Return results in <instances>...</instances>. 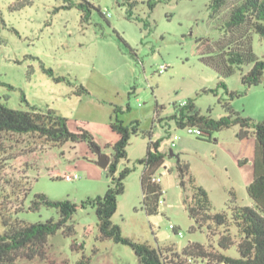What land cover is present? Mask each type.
<instances>
[{"label": "rangeland", "instance_id": "rangeland-1", "mask_svg": "<svg viewBox=\"0 0 264 264\" xmlns=\"http://www.w3.org/2000/svg\"><path fill=\"white\" fill-rule=\"evenodd\" d=\"M75 1L0 0V100L9 107L27 108L20 99L23 92L29 104L64 115L72 131L78 121L86 122L85 128L101 150L116 138L109 127L114 106L123 109L119 115L123 121H138L143 132L152 128L156 103L163 107L164 115L172 114L187 98L194 100L202 114L208 108L213 118L225 113L221 103L227 95L217 86L216 71L204 59L226 51L227 44L233 47L238 31L226 34L223 27L229 7L238 0L226 3L214 14L210 0H156L152 9L148 0H137L132 9L123 0H88L101 12L108 9L110 15L91 9L87 21H82V12L75 6L62 7ZM250 45L258 58H264V36L252 33ZM40 63L64 80L54 82L42 72ZM160 65L167 66L162 73L158 72ZM248 68L234 66V72L224 79L229 90L243 91L229 102L240 115L263 120L264 78L246 89L240 72ZM80 85L88 93L77 94ZM167 127L169 131L154 123L152 137L162 138L160 149L178 153L180 161L168 155L155 173L163 191L159 212L147 215L141 207L142 165L136 160L145 156L147 137L137 133L130 136L126 159L118 163V169L128 166L132 171L123 180L124 190L117 196L111 220L132 240L170 249L167 257L180 253L189 242H199L216 252L223 228L215 227L211 232L206 225L198 228L188 215L183 199L190 193V184L185 176L188 190L180 187L179 164H189V174L195 185L206 190L212 212L230 214L227 205L232 193L238 205H253L246 185L253 178L254 142L237 137L238 125L213 132L210 140L173 124ZM173 134L178 139L171 146ZM28 139L0 140V215L26 222L57 219L54 208H28L35 194L79 203L106 191L109 177L95 163L97 153L87 142L47 147ZM238 153L246 162H237ZM66 173H78L80 178L65 180L62 176ZM67 224L73 225L72 234L57 230L48 237L49 259L75 264L83 252L90 256L89 264H137L129 246L95 240L98 230L93 208H79ZM87 227L91 228L88 236L84 235ZM230 229L235 234L234 228ZM73 240L84 241L83 251L71 250ZM225 253L238 255L234 246ZM18 264H47V260H19Z\"/></svg>", "mask_w": 264, "mask_h": 264}, {"label": "trees", "instance_id": "trees-1", "mask_svg": "<svg viewBox=\"0 0 264 264\" xmlns=\"http://www.w3.org/2000/svg\"><path fill=\"white\" fill-rule=\"evenodd\" d=\"M230 1L235 0H210L209 7L212 14L218 12ZM123 2L129 9H132L137 0H123ZM155 2L156 0H148L150 9L153 8ZM71 6H75L82 12V21L89 19L91 9H96L102 14L99 6L88 0H76L73 4L62 5L63 8ZM127 15L131 16L130 13ZM223 28L226 34L238 31L233 47L227 44L226 51L209 56L204 60L216 71L217 86L222 87L227 95V99L221 103L225 113L218 118H213L208 114L210 111L208 108L207 113L202 114L196 110L194 100L187 98L175 107L171 115L159 117L163 107L156 103L152 125L154 127V123H160L164 127L170 124L176 128L196 127L201 130V135L196 137L207 140L211 139L215 131L238 125L237 137L239 139L249 136L254 139L253 178L246 185V192L253 200V205H238L232 193L227 205L230 214L225 211L212 212L206 190L195 185L194 179L189 174V164L186 161L179 164L180 187L184 192L188 190L185 176L190 184L188 187L190 193L185 194L183 199L188 215L198 228L206 225L210 232L215 227L223 228L216 243L218 251L212 252L199 242H189L182 247L180 253H170L171 255L167 257L165 254L170 249L152 246L145 241L132 240L124 236L120 227L112 222L111 217L117 207V196L124 190L123 180L132 171V168L128 166L118 169V163L127 157L126 146L130 136L140 133L147 137L145 156L136 160L142 165L141 207L147 215L159 212V202L163 191L160 183L153 178L169 155L160 149L162 138L152 137V128L143 132L139 129L138 121L125 123L119 116L123 109L114 106L109 127L116 134V139L103 145V150L109 151L111 157L108 167L104 170L110 181L106 191L102 195L88 197L79 203L68 199L52 200L43 193L35 194L28 208L32 211L38 210L41 205L54 208L58 213L57 219L48 218L45 221L26 222L0 215V264H18L19 260L35 258L47 260V264H69L66 259L56 261L48 258V237L57 230H62L63 235L72 234L73 225L67 224V221L79 208L86 207L93 208L97 217L98 232L95 240H111L129 246L137 258V264H264V119L254 120L251 117L240 115L231 106L229 100L243 95V91L229 90L224 81L234 72V66L241 67L242 65H249L246 71L240 72V81L246 89L263 81L264 58H258L252 52L250 35L256 33L264 36V0H238L229 7L228 19ZM40 68L54 82L64 80V77L56 75L51 67L40 63ZM7 86L11 88L10 85ZM81 92L88 93L82 85L76 93ZM20 99L27 108H11L0 100V140H19V138L27 137L34 143L47 147L60 146L68 141H85L91 149L98 147L90 132L85 128L86 122L78 121L76 130L72 131L68 128L67 118L61 113L52 108H38L29 104L23 92L20 93ZM244 160L246 159H238L237 162L242 164L246 162ZM29 188L26 190L28 193ZM230 228H234L235 234L230 232ZM172 230L177 233L178 228L174 226ZM90 233L91 228H85L84 235L88 236ZM233 246L237 256L225 253ZM70 248L83 251L84 241L73 240ZM95 252L96 249L93 250V253ZM89 263L90 256L83 252L75 262V264Z\"/></svg>", "mask_w": 264, "mask_h": 264}, {"label": "built area", "instance_id": "built-area-1", "mask_svg": "<svg viewBox=\"0 0 264 264\" xmlns=\"http://www.w3.org/2000/svg\"><path fill=\"white\" fill-rule=\"evenodd\" d=\"M102 14L104 16H109L110 13L108 11V9L104 8L102 10ZM167 66L166 65H160L159 67V73H162L166 70ZM169 130V129H168ZM184 130L186 131V133L190 134V135H193V136H199L201 135V130L199 128H196V127H185ZM170 135V134H168ZM178 139V135L176 134H173L170 138V145L171 146H174L175 145V141ZM65 180H68V181H71V180H77L80 178L79 174L78 173H66L62 176ZM156 182H159L160 181V178L159 177H156V178H153ZM170 227L171 229H174V225L173 224H170ZM178 234H180V231H177Z\"/></svg>", "mask_w": 264, "mask_h": 264}, {"label": "water", "instance_id": "water-1", "mask_svg": "<svg viewBox=\"0 0 264 264\" xmlns=\"http://www.w3.org/2000/svg\"><path fill=\"white\" fill-rule=\"evenodd\" d=\"M95 151L97 153V159L95 161V163L102 168L103 170H105L109 163H110V155H108L107 153H105L103 150H101L99 147L95 148ZM169 155L170 156H174L177 160V162L179 163L180 159H179V155L177 153H174L171 149L169 150Z\"/></svg>", "mask_w": 264, "mask_h": 264}, {"label": "crops", "instance_id": "crops-1", "mask_svg": "<svg viewBox=\"0 0 264 264\" xmlns=\"http://www.w3.org/2000/svg\"><path fill=\"white\" fill-rule=\"evenodd\" d=\"M168 115H171V114H168ZM168 115H164V114H162V112H160V114H159V117H165V116H168ZM125 122V121H124ZM126 123V122H125ZM152 125H153V123H152ZM166 127V126H165ZM166 128H168V127H166ZM151 129V128H150ZM169 131V130H168ZM152 135H154V132H153V127H152ZM116 139V138H115ZM114 139V140H115ZM249 139H252L253 140V142H254V139L252 138V137H247V138H245L244 140H245V142H248L249 143ZM113 140V141H114ZM105 153H107L108 155H110V152L109 151H104ZM178 154V153H177ZM179 155V154H178ZM244 155V154H243ZM172 157V156H171ZM236 157H239L238 159H241L243 156H241L240 157V154L238 153V155L236 156ZM237 159V158H236ZM238 159H237V161H238Z\"/></svg>", "mask_w": 264, "mask_h": 264}]
</instances>
